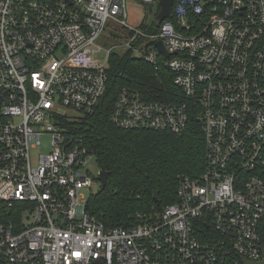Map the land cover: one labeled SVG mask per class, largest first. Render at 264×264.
Segmentation results:
<instances>
[{
  "label": "built area",
  "instance_id": "2783aa9c",
  "mask_svg": "<svg viewBox=\"0 0 264 264\" xmlns=\"http://www.w3.org/2000/svg\"><path fill=\"white\" fill-rule=\"evenodd\" d=\"M128 1L0 0V264H264V0H175L157 34L128 24ZM136 1L154 23L160 0ZM108 24L128 30L118 52L169 66L181 94L125 87L112 123L181 136L196 113L206 151L176 202L124 226L87 212L95 156L66 126L107 92Z\"/></svg>",
  "mask_w": 264,
  "mask_h": 264
},
{
  "label": "trees",
  "instance_id": "16d2710c",
  "mask_svg": "<svg viewBox=\"0 0 264 264\" xmlns=\"http://www.w3.org/2000/svg\"><path fill=\"white\" fill-rule=\"evenodd\" d=\"M145 28L153 34L159 32L154 23ZM107 74V92L96 112L66 126L84 137L100 170L109 173L106 189L90 196L87 212L105 225L124 226L138 215L160 211L176 202L179 178L200 177L205 170L206 151L196 113L181 136L122 130L111 121L118 94L125 87L137 90L148 101L174 102L181 97L165 65L156 72L132 51L112 52Z\"/></svg>",
  "mask_w": 264,
  "mask_h": 264
},
{
  "label": "rangeland",
  "instance_id": "374dc122",
  "mask_svg": "<svg viewBox=\"0 0 264 264\" xmlns=\"http://www.w3.org/2000/svg\"><path fill=\"white\" fill-rule=\"evenodd\" d=\"M128 6V13H129V19H128V24L132 27L139 28L140 30L148 32V28H145L146 26H150L147 23V9L146 6L143 5L142 3L136 1V0H129L127 3ZM159 11V7H156L155 12L157 13ZM144 24V26H142ZM113 24H108V27L102 36V38L99 40L98 45L103 47L105 50H110L112 49L114 52H118L117 46L122 45L123 43L115 38L114 36L117 37H123L120 33L127 35L128 30L122 26H116ZM141 47V48H145ZM125 51L122 50L120 53H124ZM100 59L104 60L106 57L105 55H100ZM71 116H77L76 114H73L71 112L68 113ZM49 139H44V146L40 149L39 152H47L50 148L49 144ZM36 156L34 154L33 158ZM36 160H34L35 162ZM36 165V163H34ZM89 171L91 173V178L96 181V185L93 187V192L96 193L101 189V183L97 180L98 178V173L100 172V168L96 162V160H92L89 165Z\"/></svg>",
  "mask_w": 264,
  "mask_h": 264
},
{
  "label": "water",
  "instance_id": "95a60500",
  "mask_svg": "<svg viewBox=\"0 0 264 264\" xmlns=\"http://www.w3.org/2000/svg\"><path fill=\"white\" fill-rule=\"evenodd\" d=\"M175 0H160L159 6L160 11L156 15L154 19V24L157 28H160L163 21L166 19H170L172 17V8L174 5ZM147 13H148V20L147 22H150V19L152 18V15L154 13V5L153 4H147ZM156 49L159 51L160 54L164 56V59H168V51L162 41H158L155 43ZM167 69H169V66H166ZM109 173L105 171L100 172V176L98 177V181L101 183V189H106L107 182H108Z\"/></svg>",
  "mask_w": 264,
  "mask_h": 264
}]
</instances>
